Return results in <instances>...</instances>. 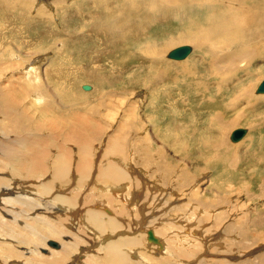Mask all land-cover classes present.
<instances>
[{
    "label": "bare ground",
    "instance_id": "bare-ground-1",
    "mask_svg": "<svg viewBox=\"0 0 264 264\" xmlns=\"http://www.w3.org/2000/svg\"><path fill=\"white\" fill-rule=\"evenodd\" d=\"M45 1L57 4L62 0ZM75 2L79 7L84 3L90 4V7L85 6L87 16L85 14L79 16L89 18L87 27L89 34L95 31L106 37L111 36L107 38L108 43L111 48L118 47L115 52L119 55L118 58L131 59L132 62L139 52L145 53L148 59L141 58V62L147 64V67L143 65L142 71L136 73L146 85V93L162 94L163 90H160L159 86L161 87V82L169 77L171 82L167 81L162 88L168 84L172 85L174 81L178 84L180 79L185 81L197 79L194 83L198 85V79L204 80L205 76L216 83L224 81L223 84H227L226 80L236 76L241 83V75L247 73L255 64L252 63L253 56L263 54L264 51V47L257 46L258 43L264 46V0H75ZM22 4L24 2L20 3ZM217 5L225 7L219 16L214 13ZM201 9H206L208 13L205 21L200 19ZM174 11L181 13L186 11L191 15ZM192 15L196 17L198 25ZM171 16L180 19L185 17L193 26L186 22L187 32L139 44L130 41L121 45L133 32H141ZM17 31L23 35L25 41L31 36L24 28L22 30V26ZM50 33L47 37L59 39L60 32ZM71 37L73 35L69 34L67 39ZM21 44L14 49L12 47L15 51L9 50L8 54L1 53L0 49V64L6 59H16L15 66L22 70V75H26L28 73L26 68L31 64L30 69H33L37 61L31 55L34 56L33 53L42 52L44 49L35 51L24 48ZM175 44H182L179 46L188 44L191 50L193 48L198 53L201 62L197 59L189 61L186 66L178 65L179 73L169 70L161 58L167 49ZM241 44L246 46L245 51L233 48L234 45ZM26 61L28 63L22 65ZM10 65L13 67V64ZM202 68L205 69V73L201 72ZM3 70L5 71L4 68ZM3 70L0 67L2 73ZM97 74L92 73L88 77L95 80L97 85L94 86L103 92L107 89L104 81H99ZM194 83L192 82L193 86L187 84L186 89L194 90L192 94H197V97L205 96L208 91L207 84L201 81L196 86ZM62 85H52L46 72L40 77L23 79L21 77L18 82L12 79L0 81V139L9 136L8 143L0 155V264H205L206 260L202 255L206 252L199 254L198 250L203 245L207 246L209 239L205 240L204 235L209 227L205 228L206 223L204 226L201 224L205 219L202 220V216L210 215L218 221L222 217L218 213L223 210L222 207L205 202L204 193L207 188H201L194 198L199 185L196 181H191L192 184H188V192L185 189L181 192L182 197L186 195L189 200L180 199L182 202L179 200L178 203H170L173 196H176L175 190L186 186L190 180H187L185 174L180 171L178 174L171 172L175 168L170 169V161L168 162L170 156L166 157V153L163 155L162 152L164 150L162 148L167 149L168 144L156 143L159 136L153 128L149 129L148 133L145 131L152 124L145 118L147 116L136 115L132 120L121 116L118 124L106 131L103 124L97 126L92 119L100 104H92L90 111L83 114L82 108L79 106L76 108V104L90 95L74 94L71 88H64ZM133 87L135 88L132 85ZM242 87H245V84L237 85L236 91ZM242 92L231 101L234 106L236 103L240 104L238 107L241 108V113H245L243 104H247L251 109L252 106L256 107L258 99L264 98L262 95L264 92L256 93V89L254 94L260 95L258 97L244 94L246 89ZM133 93L138 95L141 102L146 101L147 94L140 95L139 89L130 92L120 89L113 94L125 96ZM108 96L110 97L106 94V99ZM151 98L153 97L150 96L149 99ZM188 99L187 97L186 100ZM34 103L37 106L41 104L42 108L35 105L36 108L33 107ZM227 106L223 105V108L226 109ZM134 109L136 108L129 105L126 115L128 112L130 115L133 114ZM251 113L254 114V111ZM97 121L103 123L102 119L97 118ZM16 123L19 124L18 127ZM16 127L22 135L21 138L13 139L15 134H12L16 132ZM232 131L233 129L227 136L229 139ZM246 133L236 142L243 140ZM148 134H151L150 138ZM103 135L105 137L101 140ZM168 135H172L171 132ZM208 140L204 149L200 150L211 154L210 152H214L212 150L216 151L219 148L223 153L218 152L214 155L213 163L215 165L222 163L226 169H235L236 162L241 159L235 161L233 156L229 159L228 153L231 154L229 148H224L223 143L214 147V143ZM2 146L3 142L0 140V149ZM170 173L177 174L178 180L171 177L174 182L171 179L168 181ZM142 177L143 181L140 180ZM92 186L97 191L90 189ZM133 193H137L135 200L131 198ZM218 195L220 192L215 190L213 196ZM230 205L227 206L232 207ZM217 209L220 210L216 211ZM170 213L177 214V217L185 220V225L181 226L177 219L176 222L162 221L163 227L167 229L165 231L161 225H156L159 224L157 220H160L161 216ZM248 217L239 225L235 224L236 221L231 223L227 219L230 223L223 224V231L236 232L238 239L234 243L236 248H245L244 244H248L247 240L253 228L257 230L264 227V210L254 217ZM191 220H194L193 223ZM188 221L197 226L195 233L185 230ZM174 222L177 224H173ZM214 222L211 220L210 225L213 226ZM123 228L127 230L125 233L119 231ZM149 231L153 235V240L148 239ZM156 235L162 237L161 242ZM50 241H55V246L49 244ZM211 243L213 242L209 244ZM97 249L100 250L99 254L89 257ZM262 252L264 246L250 252L255 254L253 259H257L258 264H264ZM257 261H254L255 264ZM245 262L250 264L248 260Z\"/></svg>",
    "mask_w": 264,
    "mask_h": 264
},
{
    "label": "rangeland",
    "instance_id": "rangeland-1",
    "mask_svg": "<svg viewBox=\"0 0 264 264\" xmlns=\"http://www.w3.org/2000/svg\"><path fill=\"white\" fill-rule=\"evenodd\" d=\"M7 1L8 0H0L1 53L8 54L9 50L15 51L13 50L14 47L20 45V43H22L21 45L24 48L34 49L35 51L44 49V51L37 52L36 54L33 53L34 56L31 55V57H34L37 61L34 64L33 69H30L31 64L26 68L28 71L26 75H22V70L18 69L17 65L15 66L16 59L13 58L6 59L4 63L0 64L1 70H3V68L5 69V71L3 70V73L2 71H0L1 72L0 75H2L0 76V81L4 82L6 80L12 79L18 82L20 81L21 77L22 79L26 77H33V78L38 76L40 77L44 72H46L48 80L51 82L52 85L59 86L63 84L62 86L64 88H71L74 94L76 93L80 95L81 94L85 95L86 93L90 95L89 98H84L83 101L81 100L80 103L76 104V108L78 106L82 108L83 114H86L87 111L88 112L90 111L92 104L93 105H96L97 103L100 104L99 108L97 109L98 111L93 115L92 119L97 126L103 124V128H105L106 131H109L111 129L110 127L114 128L118 124L117 122L121 118V116L122 118L125 117V119H131V120L134 119L136 115H140V116L143 115L142 117L147 116L145 118L149 119L152 122V124H150L147 127L148 130L146 129L145 131L148 133L149 129L153 128L159 136V138L157 137L156 143L158 144L162 142L168 144L166 146L167 149L162 148L164 149L162 150V152L163 155L166 153V157L170 156L168 160V162L170 161L169 162L170 169H173V167L175 168L171 172L173 173L175 172L177 174L182 172L185 174L187 180H190V182L189 181L188 183L186 182L187 188L184 185L185 187L184 186L182 188L179 187L175 190L176 196H173V199L170 200V203H178L182 199H183L182 201H186L188 197L186 195H185L186 198L185 196L182 197L181 192L184 189L186 191L189 188L188 184L190 183L191 185L192 184L191 181H196L199 186L195 190L196 192L194 194V198L197 197L196 193H198V191L201 188L202 189L207 188L206 192L204 193L205 202L210 203L211 205L215 204L214 206L217 205L219 207H222L223 209V210L220 209L216 210V211L220 210L218 215H220V217L221 216L223 217V218L221 217L222 218L221 221L223 222L220 221L221 218L217 221L214 220V218L211 217L210 215L202 216V220L204 218L206 220L204 219V221H202L201 224L204 226L206 223L205 228L209 227L206 229L205 231L206 233L204 235L205 240L207 238V240L209 239V241L207 242V246H206L208 248H206L203 245L201 249L198 250L199 251L198 253L202 254L203 252H206V254L204 253L202 256L204 257V260H206L207 264H210L209 262H213V264H228V263L246 264L245 260L250 261L249 262L250 264H255L254 261H257V259L256 260L253 259V255L255 254H252L250 252L256 251L261 246H264V227L257 230L253 228V231H251V234H249V239L247 240V242L249 241L248 242L249 245L244 244L245 248H236V246L234 245V243L237 242L238 240L236 232L233 233V232H228L226 230L223 231V227L224 225L230 222L235 223V221H236L235 224L239 225V223L244 222L249 215L250 217H254L255 215H257V213L262 212L264 210V204H263L264 203V184H263L264 183V104H263L264 98L258 99L256 103L254 102L256 107L252 106L251 109H249L250 107H248L247 104H243L245 107V113H241V108L238 107L240 104L237 105L236 103V106H234L231 103V101H233V99L240 92L243 93L242 91L245 89L246 92L244 94L246 95L253 97L260 96L254 94V91L258 83L264 78V51L263 54L253 56L254 61L252 63L255 64L247 73L241 75L240 77L241 83H239L238 80L239 78H237L236 76H232V79L230 78L226 80L225 83L227 84H223L224 81L223 82L220 81L219 83H216V81H213L211 78H208V76H205L204 80L203 78H200L198 79V82L200 83L201 81H204L207 84L206 87L208 91L205 93V96L197 97L198 96L197 94L196 95L194 93L192 94V92H195L194 90L186 89L187 84L193 86L192 82L194 83V81L197 79L193 81H185V79H180V83L177 84L174 81V83H171L172 85L168 84L166 86L168 88L166 87L162 88V85L164 83L166 84L170 81V77H169V79L167 80L165 79L163 80L164 82H161L162 83L161 87L159 86V89L163 90L162 94H159V92L158 93L156 92V94L155 93L151 94V92L148 93L145 92L146 85L142 83L141 79H139V75L136 73V71H142L144 66L147 67V64L141 62V58L148 59L145 53L139 52L138 55H135V58L132 62H130L131 59L118 58L119 55L115 53L117 52L116 49H118V47L116 46L115 47L116 49L111 48V45L108 43V39L111 38L110 35L106 37L95 31L92 34H89L88 31L89 28L87 30L89 24V18L82 17L79 15L85 14L86 11L85 6L90 7V4L88 5L84 3L83 6L79 7L75 2V0H62L57 4L55 3L51 4L45 0H9L8 2ZM37 1H39V3ZM42 1H44L45 3ZM48 1H52V0H48ZM21 2H24V4L20 5ZM24 7L27 8L24 9ZM170 9L173 10V8ZM224 9H225L224 6L217 5L214 9V13L217 16H219L222 10ZM40 10L41 12H39ZM176 13L187 14L188 16L191 15L186 11L182 13L181 12H176ZM23 14L25 17L23 16ZM207 15L208 13L206 9L200 10V19L202 21H205ZM85 16H87V14H85ZM14 17H16V19ZM192 17L193 20L196 21L198 25V21L196 17L193 15ZM161 21H158L157 23L151 25L152 26V27L150 26L151 28L150 27L147 28L148 31L147 29H144L141 32H133L131 36L126 40V42H124L121 45L130 43V41H132L134 44H139V43H144L146 41L160 39L161 37H170L172 35H176L179 32H187L186 22H189V24L193 26L191 21L186 19L185 17L180 19L171 16ZM20 26H22V30L24 28V31H26L28 35H31L29 39L26 41L23 35L19 34V32L17 31ZM10 31H12V33H10ZM52 31L60 32L59 39L53 40L51 37H47L48 35L51 34L50 32ZM69 34H72L73 37L69 38L68 40L67 37ZM52 40L54 42H52ZM179 45L182 44H175L170 46L169 47L170 49L168 48L166 53L163 54L161 58L162 62L166 65V67L169 70L178 73H179V70L177 69L178 65L186 66V64H188L189 61H195L197 59H199L198 61L201 62L200 58H198V53L193 48L190 54L182 60H174L168 58L167 53L171 49ZM257 46L264 47L259 43L257 44ZM105 48H107L108 51L105 52ZM233 48L241 51L246 50V46L243 44L234 45ZM134 51L136 52V49ZM26 63L28 62L26 61L22 65H25ZM10 64H13V67ZM204 70L205 69L202 68L201 72L205 73ZM31 72H33V74H31ZM91 72L98 73L97 75H99V81L101 82L104 81V85L107 89L104 91L107 92L104 91L100 92L97 89V87L94 86L97 85V82L95 80H90V77H88L89 75L92 74ZM67 84L70 85L68 86ZM83 84H88L90 86V89L84 90L82 88ZM242 84H245V87H242L241 89L236 91V86ZM132 85L135 86V88L134 87L132 88ZM194 85L198 86L196 82L194 83ZM120 89L121 90L124 89L127 92L136 91V90L138 91L139 89L140 95L147 94L145 97L146 101L143 100L144 102L143 101L141 102L138 95H135L134 93L126 94L125 96L113 94L115 93V91H119ZM106 94L110 95V97L108 96V99H106ZM150 96L153 98L149 99ZM187 97L189 98L188 100H186ZM34 105L37 108H42L41 104H40L41 107L40 105L37 106L36 103L33 104V107H35ZM129 105L130 106L132 105V107L136 108L134 109L136 111L133 110V114L130 115V113L128 112V114L126 115V110L129 108ZM223 105L224 106L228 105L229 107L227 106L226 109H224ZM138 106L140 109L138 108ZM220 106H222V108ZM29 110L31 111L32 107ZM251 111H254V114H252ZM147 114L149 115V117ZM97 118L102 119L103 123L97 121ZM16 126L18 127L19 124L16 123ZM17 127L15 129L16 132L12 134V135L15 134L12 137L13 139L21 138L22 135L21 131H18ZM218 127L221 128V130ZM238 127L246 128L247 133L244 139L241 140L240 142H233L227 136L232 129L234 130ZM170 132L172 135L169 136L168 133ZM150 135L148 134L149 138L151 137ZM163 135H165V137H163ZM104 137L105 135H103V138L101 140H103ZM208 139L214 143V147L219 146V144L223 143L224 148L225 147L229 148L231 150V154L228 153L229 159H232V156L235 158V161L241 159L238 160V162H236L237 164L235 169L233 170L226 169L224 166H222V163L217 165L213 163V156L216 155L218 152L223 153L219 148L216 149V151L212 150L214 152H210L211 154H209L207 151L200 150V149H204V146L207 143ZM0 140H2L3 142L2 149H0V155H1L3 153L5 145L8 143L9 136L3 137ZM154 146L157 147L155 144ZM183 148L185 151L183 150ZM153 154L155 155V153ZM178 157L179 158L181 157L182 160H179ZM187 160L189 161L190 164L188 163ZM175 162L177 164H174ZM186 163H188L190 166ZM177 174L174 175L168 174L169 175L168 177H170L168 178V181L171 180L173 181L174 179H176ZM171 177L173 178L175 177V178L172 179ZM57 179H58L57 182H59V178ZM140 180L143 181L144 180L143 177ZM227 180L228 181L230 180L229 183H225V181ZM90 189H94L97 191V189L94 186H92ZM69 190H66V192ZM215 190H218L220 192V195L216 197L213 196ZM132 195L133 196H131V198L135 200L137 193H133ZM218 204H221V206ZM226 204L228 206L229 204H231L230 206H232L233 208L228 207ZM253 207L254 209L252 210ZM245 209L247 211H245ZM249 211L251 212V214H249L250 213ZM252 214L254 216H252ZM140 217L142 216L140 215ZM169 217L170 219H168ZM159 219L160 220H157L159 224L156 223V225L158 226L161 225L162 229L164 228L162 225V221L164 220L166 223H168L169 220L175 221L177 219L176 220L177 223L181 224V226H183L182 224L185 225L186 223L185 220H182L179 216L177 217V214H173V213H170V215L165 214V216H161ZM226 219L230 222H228ZM211 220L212 222L215 221L213 226L210 225L212 224ZM191 221L193 223L194 220ZM175 222L173 224H177ZM221 225L223 226L221 227ZM187 226L188 227L185 228L186 231H189V233L193 231L195 233L197 226L191 224L190 221H188ZM190 227H192L193 229L192 228L190 229ZM163 230L165 231L167 229L164 228ZM119 231L120 232L124 231L125 233L127 230L126 228H123V230L120 229ZM120 232H118V234ZM261 236L263 238H261ZM156 238H159V241L161 242L162 237L156 235ZM148 239L151 240L150 238ZM210 239H212L211 241L213 242L211 244H209L211 242ZM143 244L145 245V243ZM146 244L147 245L149 244L147 240H146ZM211 246H213L214 248ZM99 251H100L99 249L95 250V252L90 254L89 257L97 256L99 254ZM262 253L261 254L264 257V252ZM249 256L251 258H249ZM235 257L237 259L234 260ZM224 258L227 261L224 260ZM228 260L233 263L229 262ZM224 261L228 263H225ZM256 264H258V261Z\"/></svg>",
    "mask_w": 264,
    "mask_h": 264
},
{
    "label": "water",
    "instance_id": "water-1",
    "mask_svg": "<svg viewBox=\"0 0 264 264\" xmlns=\"http://www.w3.org/2000/svg\"><path fill=\"white\" fill-rule=\"evenodd\" d=\"M190 51H191V48L188 45L179 46V47L171 49L168 52L167 57L171 58V59H175V60H182L190 53ZM82 88L84 90H89L90 86L88 84H83ZM261 92H264V79L256 88V93H261ZM245 133H246L245 128H243V127L236 128L235 130L232 131V133L230 135V140H232L233 142H236L239 139H241ZM152 236L153 235H152L151 231H149L148 237L151 240H153ZM49 244H51L52 246H55V243L53 241H50Z\"/></svg>",
    "mask_w": 264,
    "mask_h": 264
}]
</instances>
